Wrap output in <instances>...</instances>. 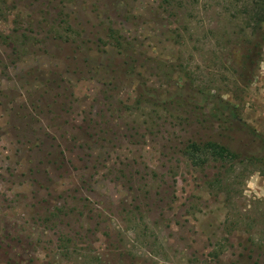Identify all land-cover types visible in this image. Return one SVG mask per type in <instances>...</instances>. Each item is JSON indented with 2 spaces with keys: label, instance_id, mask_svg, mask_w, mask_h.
<instances>
[{
  "label": "rangeland",
  "instance_id": "1",
  "mask_svg": "<svg viewBox=\"0 0 264 264\" xmlns=\"http://www.w3.org/2000/svg\"><path fill=\"white\" fill-rule=\"evenodd\" d=\"M0 264H264V0H0Z\"/></svg>",
  "mask_w": 264,
  "mask_h": 264
},
{
  "label": "trees",
  "instance_id": "2",
  "mask_svg": "<svg viewBox=\"0 0 264 264\" xmlns=\"http://www.w3.org/2000/svg\"><path fill=\"white\" fill-rule=\"evenodd\" d=\"M223 152H226L225 148L222 147L221 145H217L212 142H188L186 149H185V154L186 157L190 160L192 163H196L198 156L199 155H204L206 153L208 154H214L221 156ZM228 153V151H227Z\"/></svg>",
  "mask_w": 264,
  "mask_h": 264
}]
</instances>
